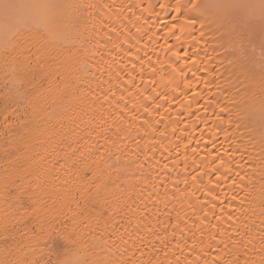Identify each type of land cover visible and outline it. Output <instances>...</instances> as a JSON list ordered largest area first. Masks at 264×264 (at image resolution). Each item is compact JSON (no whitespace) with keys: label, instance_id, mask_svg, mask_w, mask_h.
<instances>
[{"label":"bare ground","instance_id":"6f19581e","mask_svg":"<svg viewBox=\"0 0 264 264\" xmlns=\"http://www.w3.org/2000/svg\"><path fill=\"white\" fill-rule=\"evenodd\" d=\"M235 1L198 0L203 37L169 31L189 0H52L55 35L0 16V264H264L261 22L241 68Z\"/></svg>","mask_w":264,"mask_h":264},{"label":"snow or ice","instance_id":"6c2138e0","mask_svg":"<svg viewBox=\"0 0 264 264\" xmlns=\"http://www.w3.org/2000/svg\"><path fill=\"white\" fill-rule=\"evenodd\" d=\"M65 7L64 5L54 3L52 0H0V16H2L5 25L14 28L17 34L21 29L31 30L32 27L41 28L51 35H55L53 32V26L56 23V11ZM173 8L176 16L173 18V23L169 28L170 32H173L180 27L181 29H193L197 23L201 25V37L204 36L202 29L204 23L201 17L205 14L207 9L206 5L198 3V0H189L188 4L176 3L175 5H161V8ZM214 7L222 10L225 15L229 10H244L243 21L248 30L237 31L236 26H232L231 33H229V43L233 44L234 50L240 53L239 59L241 61V68H251L255 64L254 53L256 51L255 44L253 43L255 38V30L252 26V22L259 20L261 27V44H260V69L262 75H264V0H259V4H241V3H221ZM199 13V14H198ZM183 19L182 24H177V21ZM191 35V32L189 33ZM234 34V35H233ZM224 35V33H221ZM175 55L179 58L180 52H176ZM188 57L187 51L183 54ZM193 64L196 63V57H189ZM187 62V61H185ZM21 82H17L20 84ZM10 91H12L10 89ZM18 94V89L13 95H9L6 98L9 100L15 99V95ZM262 117H264V111H262ZM223 164V160L220 161ZM218 171V169H217ZM235 183V181H233ZM211 194V192L209 193ZM53 233L58 235L57 230L53 229ZM49 239H54L52 234H49ZM68 241H65L67 246ZM51 264V262H49ZM79 264V262H77Z\"/></svg>","mask_w":264,"mask_h":264},{"label":"rangeland","instance_id":"374dc122","mask_svg":"<svg viewBox=\"0 0 264 264\" xmlns=\"http://www.w3.org/2000/svg\"><path fill=\"white\" fill-rule=\"evenodd\" d=\"M236 2H242V3H244V2H245V3H247V2H248V0H236V1H235V3H236ZM250 3H251V2H250ZM250 3L248 2V4H250Z\"/></svg>","mask_w":264,"mask_h":264}]
</instances>
